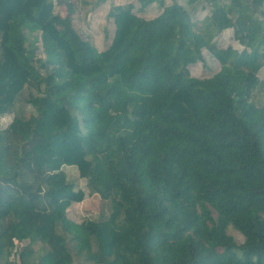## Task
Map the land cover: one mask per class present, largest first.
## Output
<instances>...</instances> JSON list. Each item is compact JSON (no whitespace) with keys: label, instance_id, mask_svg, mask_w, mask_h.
I'll list each match as a JSON object with an SVG mask.
<instances>
[{"label":"trees","instance_id":"trees-1","mask_svg":"<svg viewBox=\"0 0 264 264\" xmlns=\"http://www.w3.org/2000/svg\"><path fill=\"white\" fill-rule=\"evenodd\" d=\"M169 1L113 6L98 51L53 0H0V264H264V0H187L199 30ZM227 29L242 49L215 46ZM202 49L220 68L193 77Z\"/></svg>","mask_w":264,"mask_h":264},{"label":"rangeland","instance_id":"rangeland-1","mask_svg":"<svg viewBox=\"0 0 264 264\" xmlns=\"http://www.w3.org/2000/svg\"><path fill=\"white\" fill-rule=\"evenodd\" d=\"M179 4L184 6L189 12L191 21L194 23V30H199L205 17L210 15L209 4L196 3L194 5H187V0H177ZM54 3V26L61 34H67L68 29L75 31L82 42L92 44L98 51L104 50L111 42L114 25L111 18L107 16L109 10L116 5H125L131 3L134 5V13L142 18L150 19L158 15L164 6L170 4L169 0H163L162 3H153L145 8H141L136 0H53ZM212 42L219 49L232 47L239 50L242 47L239 45L234 37L232 29L223 31L218 36L214 37ZM203 61L190 65L189 71L191 76L198 78L210 77L219 70V64L207 50L202 49ZM38 58H44V53L38 43ZM261 81H264V67L258 73ZM27 91H25L26 95ZM256 101L262 103L264 101V88L256 92ZM19 108L28 116L32 113V109L27 105L18 103ZM6 118V123L12 118V115ZM68 179L73 181L76 189L81 188L85 192V199L82 203L76 204L72 207V214L78 217H93L99 211V200L96 196H89L86 188L85 180L78 176L76 167L64 166ZM230 235L241 243L242 236L234 231L229 230Z\"/></svg>","mask_w":264,"mask_h":264}]
</instances>
